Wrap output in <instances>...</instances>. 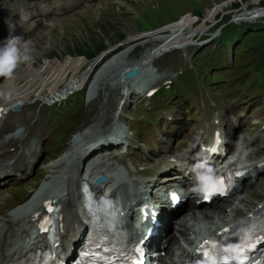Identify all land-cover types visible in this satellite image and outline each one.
Wrapping results in <instances>:
<instances>
[{
    "label": "rangeland",
    "instance_id": "rangeland-1",
    "mask_svg": "<svg viewBox=\"0 0 264 264\" xmlns=\"http://www.w3.org/2000/svg\"><path fill=\"white\" fill-rule=\"evenodd\" d=\"M239 12L245 16L251 14L252 17L248 19H262L264 0H101L74 15L49 20L48 23H52L47 30L35 31L28 37L34 60L30 64H21L12 79L0 78V100L3 102L20 93L38 90H45V95L52 94V86L69 79L86 63L82 56L67 54L74 40L89 33L84 37H92L93 42L101 41L103 49L117 41L107 42L98 38L99 34L92 35L101 20L114 22L124 40L141 38L133 47L126 48L131 49L128 54L132 62L128 66L130 68L141 63L142 59V63L147 64V60L153 59L160 51L184 46L187 39H191L190 42L204 40L220 19L234 20L233 15ZM203 24L207 26L201 27ZM155 38L175 39L170 43L168 39L162 44L144 46ZM241 47L240 58L229 71L223 67L225 54L220 47L209 46L198 51L194 56L193 70H184L177 84L178 98L188 104V96L196 97L192 101L201 102L202 93L223 95L238 102L258 97L263 102L264 110V80L258 78L262 70L253 71L250 51ZM73 83L74 80L68 85Z\"/></svg>",
    "mask_w": 264,
    "mask_h": 264
},
{
    "label": "bare ground",
    "instance_id": "bare-ground-1",
    "mask_svg": "<svg viewBox=\"0 0 264 264\" xmlns=\"http://www.w3.org/2000/svg\"><path fill=\"white\" fill-rule=\"evenodd\" d=\"M95 4H97V3H95ZM82 9L83 8H81V10ZM247 12H253V11L248 10ZM233 17L247 18V17H252V15L249 14V16H245V14H243V12L242 13L239 12L236 15H233ZM50 23H52V21ZM201 27H203V26H201ZM135 39L136 38L125 39L124 41L133 42ZM140 39L141 38L139 37L138 40H140ZM168 39H169L168 42L170 43V42L174 41L175 38H164V39L155 38L153 40L148 41V43H145L144 46H146V44H148V45H150V44L151 45L162 44V43L166 42ZM188 40L189 39H187V42H188ZM185 44H184V46H185ZM129 46L133 47V44L130 43L126 47L125 46L122 47L117 52L119 54H117V53H116L117 55L114 54L111 57L112 59L110 58L104 62V64L101 66V68L95 74V77H94L92 85H91V91H94L95 89L99 88L100 86L102 88H104L105 84H106V86L118 84V83L120 84V82L122 81L121 73L123 74L124 71L128 70L129 69L128 66H131V64H132V62H130V60L128 58V54H129L131 49L130 50L126 49ZM184 46H180L177 48H181ZM115 55H116V57H114ZM151 61H152V59H149V60H147V64H143L142 62H144V59H142L141 63H139L135 66H141V67L146 66V65H149V63ZM74 73L72 74L71 77H69V79L68 78L65 79L67 74L62 78V80L65 79L67 82L63 88V91L66 92L67 89L71 88V85H68V84L70 82H72L73 80H74V83L79 81L80 77H78ZM116 74H117V76H115ZM55 87L56 86H52V89H51L52 94L56 91ZM24 93H26V92H24ZM24 93H22V94H24ZM19 95H21V93ZM105 118H106V116H104L102 114L101 115H95L93 120H92L93 126L96 125L97 122H99ZM99 138H100V132H98V131L93 132L91 134H88L86 136V138H85L86 142L92 143V147L85 154V156L83 157V160H86L95 154L100 159L99 151L101 150V148L110 146L106 139L103 142L98 143L97 140ZM112 152H113V149L110 148L108 153H112ZM262 167H264V166H261V168ZM58 168L60 169L61 165H59ZM0 169H2L1 164H0ZM248 171H246L245 173H248ZM77 178H78V174L75 175L74 179H77ZM110 193L121 196V189L119 186H116V187L112 188ZM51 196L56 197L57 201L60 204V209L58 211L61 214L60 230H61V236H63L62 245H63V249H64L66 247V245H71V244H74L75 242H77L82 235L81 229L79 232L80 222L78 219V216L82 214V210H81V207L79 205V202H80L79 201V194H78L76 187L72 189L70 187V183H68V189L66 190L64 195H63V193H61V191H55L52 193ZM125 210L127 211V209H125ZM6 222H13L15 224L16 228L19 230V233L18 234L13 233V235L15 237L19 236L20 238L14 241L11 239V237H9L8 242L0 241V264H5L7 261L15 259L16 257H18L20 255H24L27 252H33L35 250V248L38 247V245L36 243L32 242L26 246L14 248L15 242H20L23 244L24 238L26 237L23 235L25 234V228L27 225H29V222L26 220H23L22 218H17V217L7 218L5 220V223Z\"/></svg>",
    "mask_w": 264,
    "mask_h": 264
},
{
    "label": "clouds",
    "instance_id": "clouds-1",
    "mask_svg": "<svg viewBox=\"0 0 264 264\" xmlns=\"http://www.w3.org/2000/svg\"><path fill=\"white\" fill-rule=\"evenodd\" d=\"M31 41L23 36H10L0 45V78L12 79L21 64H30L34 57L31 54ZM195 184L191 191L205 200L206 194L212 189L219 194L220 184L214 168L207 160H197L192 165ZM177 200L175 203H178ZM237 249L228 248L218 264H235Z\"/></svg>",
    "mask_w": 264,
    "mask_h": 264
},
{
    "label": "snow or ice",
    "instance_id": "snow-or-ice-1",
    "mask_svg": "<svg viewBox=\"0 0 264 264\" xmlns=\"http://www.w3.org/2000/svg\"><path fill=\"white\" fill-rule=\"evenodd\" d=\"M218 144H219V136L217 135L215 145L212 148L208 149V151L210 153H215L216 145ZM235 175L240 176L243 175V173H236ZM217 177H218V183L221 186L219 189V194L221 196L226 195L227 191L231 187V177L228 178L227 183L223 178L219 176ZM215 192L216 190L212 189L208 194H206L205 200L206 201L210 200L211 197L215 194ZM171 199L173 200V202H176L178 200V197L175 194H171ZM105 203H109V202H105ZM225 231L227 232L229 230L226 229ZM239 239L243 241V243L239 247V256H238L239 264H248V261L250 259L248 253L255 250V248L258 247L260 244H264V228L260 229L259 232L256 229L241 230V233L239 234ZM209 243H215V241H211V242L206 241L205 246ZM137 251H140V249H137ZM223 251L224 252L228 251V248L227 247L223 248ZM199 258H203V256ZM138 264H143L142 259L138 261ZM251 264H260V261L253 258L251 260Z\"/></svg>",
    "mask_w": 264,
    "mask_h": 264
},
{
    "label": "trees",
    "instance_id": "trees-1",
    "mask_svg": "<svg viewBox=\"0 0 264 264\" xmlns=\"http://www.w3.org/2000/svg\"><path fill=\"white\" fill-rule=\"evenodd\" d=\"M201 26L206 25L203 24ZM95 27V33H93L92 35L97 36L96 34H99L98 38H103L107 42H112V40L114 39L119 40L122 38L121 32H118L116 30L117 26L114 24V22H111L109 19H106V21H99L97 23V26ZM84 36L82 35L78 37L71 43L69 50H67L68 55L83 56L85 58H88L92 56L96 51L103 48V46L101 45V41L98 40L97 42H93L94 40L92 37Z\"/></svg>",
    "mask_w": 264,
    "mask_h": 264
},
{
    "label": "water",
    "instance_id": "water-1",
    "mask_svg": "<svg viewBox=\"0 0 264 264\" xmlns=\"http://www.w3.org/2000/svg\"><path fill=\"white\" fill-rule=\"evenodd\" d=\"M136 71V68H132L129 71H127L124 75L127 76H131L134 72Z\"/></svg>",
    "mask_w": 264,
    "mask_h": 264
}]
</instances>
